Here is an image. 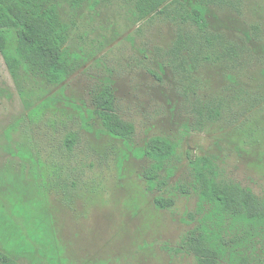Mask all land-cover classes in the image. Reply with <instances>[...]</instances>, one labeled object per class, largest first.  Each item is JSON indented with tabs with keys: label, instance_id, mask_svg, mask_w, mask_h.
Segmentation results:
<instances>
[{
	"label": "rangeland",
	"instance_id": "374dc122",
	"mask_svg": "<svg viewBox=\"0 0 264 264\" xmlns=\"http://www.w3.org/2000/svg\"><path fill=\"white\" fill-rule=\"evenodd\" d=\"M226 1L205 9L207 35L237 54L217 59L218 46L204 61L195 44L190 55L179 47L195 31L176 5L141 18L136 0H46L74 70L58 86L25 65L13 79L0 54V254L16 264H197L183 242L211 207L195 189L196 158L264 201V0ZM3 34L17 56V30ZM104 86L134 127L129 140L95 113ZM155 137L175 152L148 181ZM157 197L173 205L157 209ZM214 232L226 244L217 264H264V233L238 246L229 222Z\"/></svg>",
	"mask_w": 264,
	"mask_h": 264
},
{
	"label": "trees",
	"instance_id": "16d2710c",
	"mask_svg": "<svg viewBox=\"0 0 264 264\" xmlns=\"http://www.w3.org/2000/svg\"><path fill=\"white\" fill-rule=\"evenodd\" d=\"M83 1L74 0V5ZM226 3V0H198L197 7L189 10L175 0H136V11L141 18H146L153 13L164 14L168 8L176 5L175 19L184 29L195 31L192 40L183 36L179 47L183 45V50L190 55L195 44V56L208 61L213 57L208 55L218 46L223 49L222 56H215L217 59L237 54L235 47L226 45L216 36L207 35L205 9ZM46 4V0H0V54L13 79L17 78L21 65H25L31 71L41 72L48 84L58 86L73 73L74 61L63 50L67 39L65 27L60 22L56 9ZM6 29L17 30V56H11L7 52L3 34ZM203 35L204 39L201 38ZM113 98L112 89L104 86L93 96L95 113L108 133L129 140L134 134V127L115 112ZM174 152L175 146L168 140L159 137L150 139L145 146L144 156L154 166L145 172L144 177L148 181H154L157 172L163 169ZM191 165L195 189L201 201L211 207V213L202 218L205 228L195 229L186 236L183 247L195 255L197 264H217L225 253L226 244L221 236L215 234V228H222L229 222L230 228L237 232L230 242L238 243V246L247 244L264 233V201L237 183L219 179L215 166L207 158L192 159ZM154 205L157 209H167L173 202L157 197ZM241 261L247 260L243 257ZM0 262L16 264L4 254H0Z\"/></svg>",
	"mask_w": 264,
	"mask_h": 264
}]
</instances>
